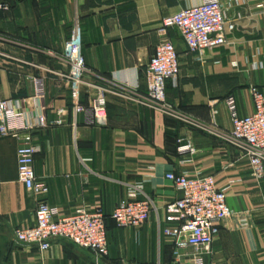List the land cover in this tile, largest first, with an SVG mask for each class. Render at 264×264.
Returning <instances> with one entry per match:
<instances>
[{"label": "crops", "instance_id": "obj_1", "mask_svg": "<svg viewBox=\"0 0 264 264\" xmlns=\"http://www.w3.org/2000/svg\"><path fill=\"white\" fill-rule=\"evenodd\" d=\"M201 1L0 0V100L22 114L17 125L35 126L34 169L49 187L45 196L27 190L18 176L21 140L0 135V264H264V175H253L247 148L231 139L226 104L234 96L245 116L254 111L251 87L264 92V0H221L235 29L218 48L191 53L180 32L169 30L180 64L178 84L167 83L171 109L134 99L148 90L147 66L165 39L163 18ZM76 19L88 71L74 91L64 46ZM37 79L44 96L36 95ZM100 95L104 124L90 108ZM76 105L85 109L75 112ZM186 143L194 153L180 152ZM169 172L213 175L234 211L199 260L192 248L175 259L165 234L177 224L167 205L182 196ZM133 197L151 200L150 218L119 227L110 215ZM41 198L60 215L102 209L108 255L96 258L68 239L46 251L16 242L18 228L36 223Z\"/></svg>", "mask_w": 264, "mask_h": 264}, {"label": "built area", "instance_id": "obj_2", "mask_svg": "<svg viewBox=\"0 0 264 264\" xmlns=\"http://www.w3.org/2000/svg\"><path fill=\"white\" fill-rule=\"evenodd\" d=\"M177 29L191 53L214 49L228 43L227 34L235 29V24L227 19L221 0H202L192 6L184 7L162 20L160 33L165 37L155 48L147 66L148 90L134 98L139 103L169 111L166 97L167 83L178 84L180 74L179 56L175 44L167 37L169 30ZM64 56L70 64L69 79L73 89L82 82L88 66L83 54L81 28L76 19L70 39L65 43ZM254 111L241 116L237 111L234 96L226 98L232 115L231 139L247 148V156L256 178L264 175V92L258 87L250 89ZM42 79L36 80V95L44 96ZM133 99V98H132ZM107 101L103 95L95 98L90 105L95 122L104 124L107 118ZM82 105L74 107L81 112ZM22 114L13 109L7 100H0V135L19 138L17 149L19 180L27 190L38 196H45L49 187L37 178L34 161L38 151L33 141L35 126L17 125ZM40 126H45L43 117ZM180 152L194 153L191 143L179 147ZM167 178L182 191V196L167 205V218L177 222L176 226L165 229V234L173 240V254L180 259L189 248L199 260L203 252H211L212 244L220 232L223 220L234 215L227 202L225 189L217 186L213 175L169 172ZM153 210L149 198H130L119 202L110 217L119 227H140L150 218ZM36 223L15 231V240L20 244L37 246L41 251L51 248L57 239H68L78 247L87 250L96 258H104L109 253V238L106 215L102 209L88 211L78 208L73 214L60 215L59 209L41 198L36 208Z\"/></svg>", "mask_w": 264, "mask_h": 264}]
</instances>
